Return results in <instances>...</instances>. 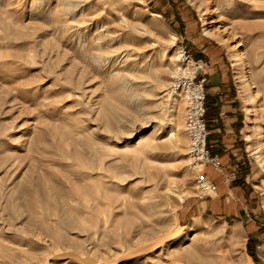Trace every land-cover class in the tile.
<instances>
[{"label": "rangeland", "instance_id": "rangeland-1", "mask_svg": "<svg viewBox=\"0 0 264 264\" xmlns=\"http://www.w3.org/2000/svg\"><path fill=\"white\" fill-rule=\"evenodd\" d=\"M203 46L239 91V219L199 206L169 89ZM178 263L264 264V0H0V264Z\"/></svg>", "mask_w": 264, "mask_h": 264}, {"label": "crops", "instance_id": "crops-1", "mask_svg": "<svg viewBox=\"0 0 264 264\" xmlns=\"http://www.w3.org/2000/svg\"><path fill=\"white\" fill-rule=\"evenodd\" d=\"M199 53L193 57L201 58L204 63L198 75L204 79L205 121L209 132L207 144L211 153L218 156L222 169L235 171L237 179L226 185L219 173L206 166L209 170L205 167L204 171L216 186V191L207 196L198 195V204L208 209L213 206L219 214L239 219V204L242 205L245 193L241 181L247 183L248 178L253 177L242 138L244 119L239 91L232 71L219 51L203 46Z\"/></svg>", "mask_w": 264, "mask_h": 264}, {"label": "built area", "instance_id": "built-area-1", "mask_svg": "<svg viewBox=\"0 0 264 264\" xmlns=\"http://www.w3.org/2000/svg\"><path fill=\"white\" fill-rule=\"evenodd\" d=\"M179 55V68L169 85L170 92L176 95L183 106V130L187 140L189 169L194 173L199 195H210L216 186L208 178L204 169L210 166L220 174L222 182L229 185L237 179L235 171L225 172L218 162V156L212 154L207 144L208 129L205 121L204 79L198 73L204 63L201 58H194L184 50Z\"/></svg>", "mask_w": 264, "mask_h": 264}]
</instances>
